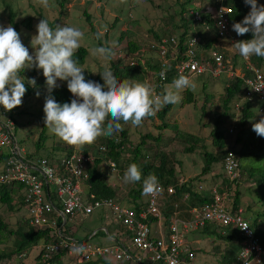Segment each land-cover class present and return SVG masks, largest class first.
Masks as SVG:
<instances>
[{"label": "built area", "instance_id": "2783aa9c", "mask_svg": "<svg viewBox=\"0 0 264 264\" xmlns=\"http://www.w3.org/2000/svg\"><path fill=\"white\" fill-rule=\"evenodd\" d=\"M228 12L229 8L222 0H211L202 5H192L186 16L193 25L200 26L206 32L213 29L217 38L228 39L235 47V42L243 39L229 31ZM183 42L184 47L178 57V41L174 33L148 44L155 52L156 63L160 66L157 73L160 83H163L165 77L161 78L159 74L167 67L169 59L174 60L173 67L177 73L188 77L203 73L216 76L225 71L227 76L237 74L244 83L242 97L258 101L260 104L257 111L264 115V89L257 92L250 88L264 85V58L260 64H256L252 57L244 60L239 55L241 63L234 65L229 58H223L215 46L202 47L201 37L195 32H189ZM136 52L128 57L130 65L136 64ZM0 112L4 114V118L0 119V183L19 182L22 186L20 197L26 211L25 221L33 227L49 229L53 240L38 245L42 257L58 254L60 264L94 259H107L116 264H155L159 261L164 264H191L194 250L186 240V233L207 221L218 226H228L240 235L236 260L223 264H264V246L249 226L241 206L238 205L234 211L230 210L226 190L219 193L215 185L211 186L210 199L187 210L191 213L190 218L178 216V210L173 208L164 232L161 226L163 217L159 208L160 199L162 193L168 195L173 192L172 185L159 183L158 193L143 194L137 210L127 200L122 202L117 197L95 198L87 192L86 170L87 164L95 156L94 152L73 148L69 152H57L52 157L31 155V149L25 151L15 137L11 115L3 109ZM103 150L104 145L96 146L97 153ZM222 158L224 175L230 182L236 183L240 176L237 157L228 149ZM104 161L111 170H115L112 160ZM172 205L176 207L175 202ZM94 208L100 209L107 223L99 228L105 232L108 243L88 241V237L96 230L83 240L71 232V219L77 214H89ZM241 223L248 224L249 228L240 229L238 226ZM152 224L155 225V231L151 229Z\"/></svg>", "mask_w": 264, "mask_h": 264}, {"label": "trees", "instance_id": "16d2710c", "mask_svg": "<svg viewBox=\"0 0 264 264\" xmlns=\"http://www.w3.org/2000/svg\"><path fill=\"white\" fill-rule=\"evenodd\" d=\"M59 5V10L65 8V0H57ZM191 0H180V8L178 9L179 16L182 23V29L176 34L177 36V53L176 57L181 54L183 50L184 43L183 40L187 36L189 32H195L198 36L201 37L200 45L204 48H208L216 42V35H209L208 32L201 30L200 26L193 25V23L186 16V12ZM222 3L229 8L228 18L230 21V25L235 22H240L250 11V5H246L244 0H222ZM258 5H264V0H257ZM186 4V5H185ZM64 6V7H63ZM7 21L9 25H11L17 32L19 31V25L30 27V17H24L23 19L16 21L15 20V12L11 9V7L7 4ZM84 18L88 24V28L92 33V38L96 41V44L101 46L104 44L102 40L96 39V34L98 31L94 27L90 15L87 11L83 10ZM115 19V16H114ZM50 26L54 27V19L52 21H48ZM192 30H190V28ZM194 26V27H193ZM188 27V28H187ZM199 27V28H198ZM211 31H214L213 29ZM152 36L155 40L159 39L160 36L151 30ZM214 33V32H213ZM122 34V33H121ZM120 34V35H121ZM121 37V36H120ZM243 39H251L252 34L246 33L243 36ZM128 50L134 52L138 49V44L133 41H127ZM217 49L222 53L223 58H229L231 63L236 65V59H238L239 64V54L238 51L234 50L231 56L228 55L227 51L223 49V47H217ZM87 54V49L84 46H81L79 50L74 54V59L78 60L79 64L84 62V58ZM139 58L137 57L136 60ZM252 59L256 64H260L262 62L261 57L252 56ZM167 65V71L165 74L164 82H173L174 79L178 78L180 75H184L182 73H177L174 65V60L169 59ZM136 64L130 65L127 61L120 60H109V68L117 77L118 80L123 81L125 77L127 78H141V69L137 67ZM147 68L152 71V74L155 75V86L154 89L157 94H162L164 90L159 88V84H162L158 81L157 73L160 71V66L155 64H149L146 62ZM21 75L24 72L20 73ZM38 76V80H36V85L40 84L45 80L43 74L38 71L35 72L34 69H31L28 72V75ZM85 74L86 80H93L95 82L102 83V77L100 73H96L94 77H91L89 74ZM158 83V84H157ZM59 87L54 88L52 95L55 100L59 103L71 102L73 99L70 95V92L67 88V85L61 84L58 82ZM25 87L27 89L25 95L28 96L34 89L33 86L29 85L25 82ZM184 100L186 103L192 102V93L191 91L184 90ZM244 83L242 78L233 74L231 76H225V83L223 87V94L221 96V112L217 115V117L213 120L211 124V128L209 131L211 140L210 143L215 147V151L209 150L206 148L205 143L203 142V138L196 134L195 132L186 131V129L180 128L177 122H167L165 116L167 112L170 110L172 104L162 107L155 117L159 120V123L156 125V128L160 131L157 133L143 132L139 134L138 141L136 143H132L129 141V133L127 127L123 124V131L115 134L112 137L101 136L97 138V143L104 145V150L97 153L95 151L96 146H94V158L91 160V163L87 164L86 170L88 173L87 178V192L93 194L95 198L99 197H113L116 198L115 192L116 187L113 186L108 181V176L111 175L112 171L110 167H106L104 164L103 158L105 160L110 159L115 163V166L120 167L127 164L130 165L132 163H136L142 169V180L140 182L135 183V187H131L123 196L128 202H130L133 207L137 210L139 205L142 203V193H143V178L147 177L149 174H155L158 177L159 183L162 185H172L173 192L164 195L162 193V197L160 199L159 208L162 214V222L161 226L164 232H166L168 219L171 215V211L173 208H176L179 212H184L187 214V209L197 206L202 202L209 200L211 196V186L215 185V189L217 192L221 193L222 191L228 192L227 205L230 210H236L238 205L241 204V190L239 188V181L236 183L230 182L226 176L225 179L221 178L219 181L215 179V172H213V164L218 161L223 160V155L226 150H231L235 157H237L239 171L244 170L243 173L251 180L252 185V193H253V205L254 208L247 203L245 206H242V213L247 218L249 226L253 230L254 234L258 237L262 246H264V165L262 167H258L255 169L246 168L244 165H240V160L247 158L246 155L250 154V157L253 159L256 158H264V137H259L252 130V124L254 122H258L261 118V115L257 114V107L260 104L258 101L244 99ZM48 94V93H47ZM210 96H206L205 99H208ZM22 98V99H23ZM234 100H242L239 104V116H238V126L236 128L234 143L238 144L237 146L227 145L226 139L224 135V127L221 117L226 115H232L233 113H229L230 103L234 102ZM237 106V105H236ZM201 107H204L203 105ZM152 118V117H149ZM249 122L247 128H245V124ZM123 123V122H122ZM44 122L41 125L38 136L32 142L31 155H37L38 149L44 148V139L46 138L44 134ZM163 129H167L171 131L170 134L165 135L162 133ZM165 139V144L168 142V139H178L184 142L182 146V150L186 153L194 152L198 149V156L202 158L199 172L189 175V176H179L175 173L174 163L179 161V158H175L171 151H165L164 149H160V143ZM151 140L157 145L155 150L149 155L147 154V150L145 148L146 141ZM96 143V142H95ZM96 143V144H97ZM82 147V151H86L88 148L92 146L84 145ZM64 150L68 152L71 150V145L65 143L62 146ZM87 147V148H86ZM149 148V147H148ZM57 147H51L48 149L50 156H54L56 154ZM144 150V151H143ZM124 152V153H123ZM49 156V157H50ZM0 160H2V156H0ZM122 162H120V161ZM246 160V159H245ZM122 163V164H121ZM111 171V172H110ZM212 171V172H210ZM209 173L210 176L207 178L206 184L204 186L201 184L203 177ZM201 185V187H198ZM21 184L19 182H3L0 183V203H5L6 206L12 210H18L20 207H23V201L20 197L21 192ZM176 203V207H173L172 203ZM103 219V217H102ZM198 230L204 236H209L214 242L215 247L227 244V251H223L218 254L219 258L224 261V263H232L236 260V252L238 249V243L240 240V235L237 232L228 227V226H218L212 222L205 221ZM196 228V229H197ZM100 229V228H99ZM103 230H96L94 234ZM4 232L10 234L12 236L11 240V248L0 249V260L9 258L13 255L19 256L24 253L28 249L35 247L36 251L34 253V261L32 264H60L61 260L59 255H52L50 257H42L41 252L38 248V245L42 242L52 241L53 237L49 232V229L46 227H33L25 221V216H23L22 220L18 222L17 226L14 229L8 227L5 222L0 219V242L4 238ZM91 231H86L85 235L82 237V240L87 237V235ZM222 250V249H221ZM72 264H116L109 260L104 259H94L89 261H84L81 263H72ZM118 264V263H117ZM119 264H127L126 262H122ZM155 264H164L162 262H156Z\"/></svg>", "mask_w": 264, "mask_h": 264}, {"label": "rangeland", "instance_id": "374dc122", "mask_svg": "<svg viewBox=\"0 0 264 264\" xmlns=\"http://www.w3.org/2000/svg\"><path fill=\"white\" fill-rule=\"evenodd\" d=\"M210 1L211 0H191L189 4L185 5L186 7L189 5H202ZM179 2L180 0H65V8L59 10L57 0H48L47 7H44L40 3V0H0V26H9L7 21V4L15 12L16 21L19 22V20L24 17H30V27L27 28L19 25L18 31L22 43L28 47L30 54L34 53L31 39L37 34L36 25L39 20L44 18L48 21H52L54 19V27L57 24H60L62 26L67 25L79 28L84 33V37L81 40V46H84L87 49L84 62L79 64V66L84 68V73L94 77L96 73L103 72L105 69H110L109 59H103L93 54V49L99 45H97L96 41L92 38V33L89 30L88 24L83 15V10H85L89 13L96 30L104 34L102 39L103 42L112 40L117 41V45L114 49L115 55L111 60L115 61L117 59L128 62V57L132 55L133 52L128 50L127 44L125 43L127 41H133L138 44L139 47L136 50L135 57L139 58L136 60L137 67L144 69L141 71V78L136 79L125 77L124 80L147 82L151 84L154 89L155 75H153L152 71L146 66V62L149 64H155L157 62L155 52L148 47L150 42L155 41L151 30L152 32L155 31L160 37H165L173 33L178 34L183 27L178 12V9L180 8ZM188 27L190 28V26ZM190 30L192 29L190 28ZM229 31H232L237 35V33L232 30V24L229 25ZM213 32L214 31L209 30L208 34L214 35ZM239 37L243 39V37ZM215 41L217 43L211 45L216 48L222 46L229 56H231L232 52L236 50L232 42L228 39H216ZM219 42H221V44H219ZM235 61V64L239 65L238 59ZM32 69H34L35 72L40 71L42 73V70H37L35 68ZM30 70L31 69H25L24 74L20 75L26 82L29 78H35V80H38V76H35V74L28 75ZM225 76H227V71L221 72L216 76H211L208 73L191 74L189 78L196 85L195 90L189 89L192 93L193 101L186 103L184 100V92L182 91L180 93L182 96L181 102L172 104L170 110L165 116L167 122H177L180 128L200 135L203 138L206 148L212 151H215L216 148L210 143L211 137L209 131L213 120L222 110L221 96L223 94ZM58 82L67 85L65 81L58 80L57 83ZM171 86L172 82L159 84V88H162L163 90H165L166 87ZM37 91L40 93L39 96L36 95ZM154 94H157L155 89ZM46 95L47 88L44 80L36 85L28 96L22 99L21 106H17L8 111L0 105V110L3 109L5 113L11 115V118L14 121L13 127L15 137L25 151L32 149V142L38 136L41 125L44 122L45 114L43 112V106ZM208 95L210 97L205 99ZM241 102L242 100H234V102H231L229 113L233 114L221 117L225 129L224 135L227 145H238L234 143V136L238 126L237 119L240 113L238 106ZM202 105L204 107H201ZM1 118H4V114L0 112V119ZM158 123L159 120L154 116L152 118H146L140 126H135L131 122L124 124L129 133V141L136 143L139 140V134L143 132L150 131L153 134L157 133L160 131L156 128ZM248 125L249 122H247L244 127L247 128ZM162 133L167 135L170 134L171 131L163 129ZM44 134L46 136L44 139V148L38 149V155L50 156L48 149L55 146L57 147L56 153L64 150L62 146L65 145L66 142H63L59 137L50 132L48 128H45ZM95 142L97 143V141H94L90 149L88 148L87 150L94 151V146L98 145V143L96 144ZM164 142L165 139L160 143L161 147L158 148L161 150L164 149L167 152L171 151L176 159H180L174 163V169L177 175L189 176L199 172L202 158L198 156V149L194 152L186 153L182 150L184 142L178 139H168L166 144ZM145 145V147H147L145 148L147 150L146 152L147 154L149 153V155L157 147V145L151 140L146 141ZM82 147L85 146H71V149H81ZM246 157L247 158L240 160L241 166L244 165L246 168L255 169L264 165V158L253 159V157H250V154H247ZM104 160L105 159L103 158L102 161ZM127 163L128 162H125L126 165L121 163L122 166L120 167L115 166V170H111L112 173L108 176V181L116 187L115 196L122 202L126 201L123 196H125L127 190L131 187H135V183H126L123 179L124 172L129 166ZM104 164H106L105 161ZM106 167H108L107 164ZM212 170L215 172L216 180L219 181L221 178L225 179L220 161L213 164ZM243 171L244 170L240 169V176L238 178L239 188L241 190V204H243L242 206H245L247 203H250L253 207L254 197L251 188L252 185L250 184L251 180L247 178ZM206 175L209 176L208 174ZM206 175L202 179L201 184L203 186L208 181ZM100 212V209L94 208L89 214L75 215L74 218L71 219L72 222L70 225L72 227V234L82 238L86 231L92 232L93 230H100V226L106 225L105 220L102 219V212ZM24 213H26V211L23 207H20L18 210H12L8 208L5 203H0V219L5 222L8 227H11V229H14L18 222L22 220ZM3 236L4 238L0 242V249L11 248L12 236L6 232H4ZM203 237L204 235H202L200 244L208 247L210 242H207L204 239L205 237ZM207 238L210 240L209 237ZM88 241L99 243L109 242L104 231H99L96 234L89 236ZM35 251L36 248L32 247L19 256L13 255L9 258L0 260V264H32Z\"/></svg>", "mask_w": 264, "mask_h": 264}, {"label": "clouds", "instance_id": "9594fccd", "mask_svg": "<svg viewBox=\"0 0 264 264\" xmlns=\"http://www.w3.org/2000/svg\"><path fill=\"white\" fill-rule=\"evenodd\" d=\"M40 3L48 6V0H40ZM244 3L250 5V11L242 21L232 24V30L239 36L250 32L252 38L236 41L235 48L244 60L252 56L264 58V5H258L257 0H244ZM36 29L37 34L31 39L34 53L30 54L15 28L0 26V105L8 111L21 106L27 89L20 73L32 68L42 70L48 93L43 106L44 127L68 145H90L101 136L112 137L123 131V124L128 122L140 126L162 107L180 103L182 91L196 88L188 76L180 75L162 94H154L151 84L118 80L110 69L100 72L102 84L86 80L84 68L74 59L84 33L67 25L57 24L53 28L44 18L39 20ZM103 35L98 32L96 39L102 40ZM116 45L115 40L105 41L93 49V54L110 60L115 55ZM166 71L165 66L159 74L161 78L165 77ZM58 80L67 83L74 97L70 103L61 104L53 97V89L59 87ZM27 83L36 86L35 78L27 79ZM250 88L259 92L264 85ZM36 95H40L39 91ZM256 115L261 118L252 124V130L257 136L264 137V115L259 111ZM142 175L140 166L132 163L125 170L123 179L126 183H137L142 180ZM159 191L155 174L143 178L142 194L153 195ZM238 227L249 228L246 223Z\"/></svg>", "mask_w": 264, "mask_h": 264}, {"label": "crops", "instance_id": "0c3cea01", "mask_svg": "<svg viewBox=\"0 0 264 264\" xmlns=\"http://www.w3.org/2000/svg\"><path fill=\"white\" fill-rule=\"evenodd\" d=\"M194 27V26H193ZM232 32V31H231ZM215 43L217 42H214L212 45H214ZM219 44H221V42H219ZM211 45V46H212ZM222 47V46H220ZM209 176L210 174L207 173ZM186 176V175H185ZM207 176V175H206ZM207 176V177H209ZM241 208H242V205H240ZM254 208V206L252 207ZM188 210V209H187ZM243 211V209H242ZM179 212V211H178ZM101 213V212H100ZM178 216H181V217H186V218H190L191 216V213L188 211V213L186 214L185 211L184 212H180ZM107 224V223H106ZM155 228V225L152 224L151 225V229L153 231L156 230ZM199 228L197 229H193L191 231H189L188 233H186V240L190 246V248H192L194 250V257L191 261V264H223L224 261H222L220 258H219V253L220 251L223 252V251H227V247L228 245L227 244H223L221 246H218L219 248L215 247V242L209 237V236H204L203 238L207 241V242H210V245L208 247H206L205 245L203 244H200L201 243V238H202V234L200 233V230H198ZM156 233V232H155ZM188 234V235H187ZM106 235V234H105ZM191 235V236H190ZM107 237V236H106ZM209 237L210 240L207 238ZM108 239V238H107ZM109 240V239H108ZM238 247H239V243H238ZM222 249V250H221ZM200 252V253H198ZM237 253V252H236Z\"/></svg>", "mask_w": 264, "mask_h": 264}]
</instances>
